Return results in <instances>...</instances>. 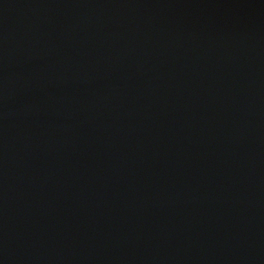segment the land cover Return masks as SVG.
I'll use <instances>...</instances> for the list:
<instances>
[{
  "label": "water",
  "instance_id": "1",
  "mask_svg": "<svg viewBox=\"0 0 264 264\" xmlns=\"http://www.w3.org/2000/svg\"><path fill=\"white\" fill-rule=\"evenodd\" d=\"M0 264H264V0H0Z\"/></svg>",
  "mask_w": 264,
  "mask_h": 264
}]
</instances>
